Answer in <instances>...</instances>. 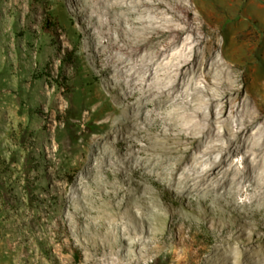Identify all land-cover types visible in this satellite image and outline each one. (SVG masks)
<instances>
[{
  "label": "rangeland",
  "instance_id": "obj_1",
  "mask_svg": "<svg viewBox=\"0 0 264 264\" xmlns=\"http://www.w3.org/2000/svg\"><path fill=\"white\" fill-rule=\"evenodd\" d=\"M75 2L0 0V264H219L215 250L220 235L234 233V225L249 218L247 212L216 220L210 211L222 210L218 202L209 201V210L197 194L181 200L175 187L136 177L131 170H126L127 185L120 180L122 185L138 180L148 188L156 197L151 210L158 209L160 217L147 210L148 217L141 220L136 208L138 217L130 218L127 226L122 220L119 228L108 229L99 222L100 215L90 212L100 192L92 199L81 184L96 189L98 173L77 147L102 133L104 117L89 99L100 96L110 104L114 96L95 64L98 48L89 50L87 45L97 25ZM190 3L200 16L198 32L219 33L218 42H225V55L236 65L244 95L262 115L261 123L264 0ZM40 92L47 95L41 99ZM112 110L110 106L104 114ZM234 160L245 166L242 155ZM240 227L249 235L262 231L249 224ZM108 234L117 238V254L103 249L109 245Z\"/></svg>",
  "mask_w": 264,
  "mask_h": 264
},
{
  "label": "bare ground",
  "instance_id": "obj_2",
  "mask_svg": "<svg viewBox=\"0 0 264 264\" xmlns=\"http://www.w3.org/2000/svg\"><path fill=\"white\" fill-rule=\"evenodd\" d=\"M75 4L97 25L87 45L89 50L98 48L95 64L114 96L110 104L100 96L89 99L104 117L102 133L77 147L98 173L96 189L81 184L84 195L92 199L96 190L100 192L90 212L100 215L99 222L108 229L119 228L122 220L127 226L130 218L138 217L136 208L142 212L140 219H146L156 197L138 180L131 183L136 190L131 184L122 185L120 180L127 185L126 170H131L136 177L175 187L181 200L197 194L209 210L218 202L222 210L210 211L216 220L235 211L247 212L249 218L243 223L240 219L234 233L220 235L221 244L213 253L221 264H264V120L259 123L262 115L244 95L236 65L225 55V42L217 40L219 33L198 32L200 16L190 0H76ZM84 29L91 31L85 25ZM45 95L40 92L39 98ZM110 106L112 112L104 114ZM241 155L244 167L234 160ZM152 213L160 217L158 209ZM243 224L262 231L245 234ZM107 236L110 242L103 249L117 254V238ZM212 262L208 264H217Z\"/></svg>",
  "mask_w": 264,
  "mask_h": 264
}]
</instances>
